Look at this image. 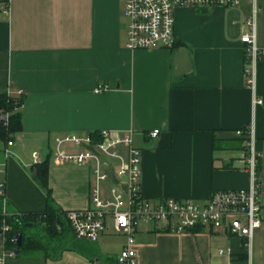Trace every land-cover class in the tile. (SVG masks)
<instances>
[{
	"label": "crops",
	"instance_id": "0c3cea01",
	"mask_svg": "<svg viewBox=\"0 0 264 264\" xmlns=\"http://www.w3.org/2000/svg\"><path fill=\"white\" fill-rule=\"evenodd\" d=\"M123 5L124 0H0V92L25 93L21 132L11 146L0 142L8 211L45 209L44 191L32 172L34 153L40 161L48 157L47 182L57 207L86 209L90 165L55 163L51 154L65 134L102 129L132 132L141 152L142 194L150 201L203 203L214 191L247 188L245 144L234 131L252 124L262 225L250 249L230 233L156 232L141 222L134 234V264H264V56L252 92L243 76L240 40L248 31V5L178 7L170 45L135 50L125 47ZM258 5L256 41L264 47V0ZM180 47L188 50L191 70L174 76ZM99 85L106 88L96 92ZM253 94L262 101L255 107ZM153 129L159 130L156 137L148 135ZM61 148L79 149L70 143ZM109 185L102 183L103 192ZM125 241L107 219L95 241L69 231L46 254L23 252L11 263L117 264Z\"/></svg>",
	"mask_w": 264,
	"mask_h": 264
},
{
	"label": "built area",
	"instance_id": "2783aa9c",
	"mask_svg": "<svg viewBox=\"0 0 264 264\" xmlns=\"http://www.w3.org/2000/svg\"><path fill=\"white\" fill-rule=\"evenodd\" d=\"M248 5L245 24L248 31L240 37L244 44V80L246 86L255 89L257 63L264 56V47L256 41V19L258 0H124L127 18L125 47L129 50L150 49L168 46L173 39L174 10L178 7L193 9L236 8ZM106 86H97L96 92ZM18 91L16 94H20ZM261 99L253 94L252 106L260 105ZM158 129L148 132L156 137ZM99 140L90 134H65L55 140L51 160L59 164H88L91 167L90 202L86 209L66 211V218L76 238L95 241L105 230L107 219H111L116 231L126 237L125 244L115 257L117 264H134L136 257L134 234L139 223L150 224L156 232L184 233L193 230H214L238 235L250 249L254 232L262 225L258 155L254 145L252 124L234 131L238 137L245 136L243 165L249 174V185L244 189L217 190L203 203L175 198L150 201L142 194L141 152L133 145L132 132L99 130ZM70 143L79 149L65 151L61 146ZM13 140L7 142L11 146ZM7 154V150H4ZM33 162L40 156L33 154ZM3 169L0 168V173ZM109 181L105 192L102 183ZM0 196H3L0 213V264H12L15 252L7 247L4 182L0 181Z\"/></svg>",
	"mask_w": 264,
	"mask_h": 264
},
{
	"label": "trees",
	"instance_id": "16d2710c",
	"mask_svg": "<svg viewBox=\"0 0 264 264\" xmlns=\"http://www.w3.org/2000/svg\"><path fill=\"white\" fill-rule=\"evenodd\" d=\"M24 100L25 93L23 92L20 94H11L9 90L0 92V142L4 145L9 140H13L14 135L22 130L21 107ZM90 135L94 141L99 140L97 132ZM238 138L243 142L246 139L245 136ZM48 165V157L32 165L34 179L45 194V209L38 213H16L7 210L6 223H8L10 229L7 233L6 243L9 249L14 252L17 251L15 257L23 252L41 251L46 254L50 244L57 246V244L62 243L61 241L65 239L69 231H72L66 218V212L59 209L52 198L47 182ZM2 202L3 196H0V213ZM5 202L8 205V202ZM36 226L40 230L39 233L28 234L26 232L29 227ZM18 233L21 234L19 247L16 245V235Z\"/></svg>",
	"mask_w": 264,
	"mask_h": 264
},
{
	"label": "water",
	"instance_id": "95a60500",
	"mask_svg": "<svg viewBox=\"0 0 264 264\" xmlns=\"http://www.w3.org/2000/svg\"><path fill=\"white\" fill-rule=\"evenodd\" d=\"M173 62L175 66V70L173 75L180 76L184 73H188L191 70L188 50L186 47H180L174 54ZM182 67V68H181ZM21 244V234L18 233L16 235V245L19 247ZM17 253V251L15 252Z\"/></svg>",
	"mask_w": 264,
	"mask_h": 264
},
{
	"label": "rangeland",
	"instance_id": "374dc122",
	"mask_svg": "<svg viewBox=\"0 0 264 264\" xmlns=\"http://www.w3.org/2000/svg\"><path fill=\"white\" fill-rule=\"evenodd\" d=\"M5 209L6 210H8V207H7V205L5 206ZM140 224V223H139ZM28 234H35V233H39L40 232V230H39V228L36 226V227H31L30 229H28L27 231H26ZM44 240V239H43ZM45 241V240H44ZM114 242V241H113ZM115 244H111V245H109V247H111V246H114Z\"/></svg>",
	"mask_w": 264,
	"mask_h": 264
}]
</instances>
